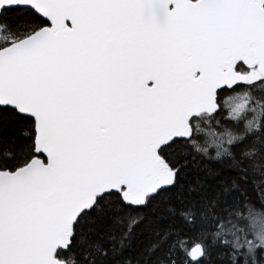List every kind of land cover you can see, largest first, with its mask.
I'll return each instance as SVG.
<instances>
[{
    "label": "snow or ice",
    "instance_id": "obj_1",
    "mask_svg": "<svg viewBox=\"0 0 264 264\" xmlns=\"http://www.w3.org/2000/svg\"><path fill=\"white\" fill-rule=\"evenodd\" d=\"M0 264H264V0H0Z\"/></svg>",
    "mask_w": 264,
    "mask_h": 264
}]
</instances>
